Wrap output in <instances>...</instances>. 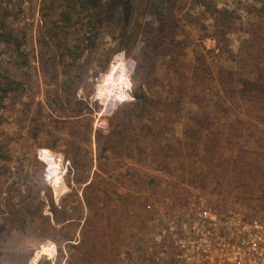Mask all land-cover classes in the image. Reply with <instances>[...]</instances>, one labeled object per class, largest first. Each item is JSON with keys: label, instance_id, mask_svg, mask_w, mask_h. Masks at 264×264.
<instances>
[{"label": "rangeland", "instance_id": "374dc122", "mask_svg": "<svg viewBox=\"0 0 264 264\" xmlns=\"http://www.w3.org/2000/svg\"><path fill=\"white\" fill-rule=\"evenodd\" d=\"M148 1L123 0L128 7L131 4L127 9L131 13L130 26L135 23L137 11L144 10ZM40 3L41 0H25L22 7L16 27L23 33L20 39L27 40L19 58L22 68L17 66L14 74L20 75L23 89L0 109V147L8 157L0 160V240L5 238L1 226L11 227L7 221L13 226L0 244V264H165L166 255L161 248L168 243L158 238L153 213L171 207L169 215H173L178 205L175 203H181L179 199L195 191L212 194L225 206L264 221V136L251 137L254 130H245L244 138L237 141L239 144L223 143L225 151L216 155L208 151L211 147V142H207L211 131L208 127L201 130L205 139L198 134L194 142L190 140L195 132L188 130L189 113L196 108L189 104L173 106V117L160 125L159 140L155 143L146 137L147 130L140 131L137 121L131 122L129 135L141 133L140 146L134 143L131 154L124 147L119 148L118 155L109 149L102 160L101 180L88 192L100 197L102 204L96 211L89 210L84 197L86 187L98 171L97 134L108 135L115 127L127 124L122 115L131 109L129 105L137 93L145 92L146 97L155 94L152 100L159 101V82L155 77H160L161 68L157 67L158 73L151 76L156 82H150L149 87L145 83L148 72L142 69L137 72L146 58V38L128 48L126 37H113V33L120 31L121 6L114 13L115 28H97L95 45L83 54L77 62L79 67L71 75H64V68L58 76L47 75L43 61L61 67L65 64L58 48L61 34L56 33L51 43L46 39ZM252 4L254 0H179L176 9L179 29L174 44L190 46L185 61L194 63L195 46L205 54L215 50L211 16L214 9L237 10L246 23L247 8ZM104 16L105 10H100L99 17ZM143 20L139 23L147 24L145 31H154L156 38L159 31L155 20L148 14ZM240 41L241 33H234L226 37L225 43L236 52ZM121 51L136 62L132 76L134 99L106 116L94 96L113 56ZM12 55L4 46L1 48L0 58L8 64L17 61ZM217 63L227 68L233 66L226 55ZM127 67L132 69L131 64ZM210 87L206 84L209 96ZM151 113L162 117L156 110ZM170 145H177L174 154L173 149H168ZM100 147L105 146L102 143ZM41 151L61 156L62 162L41 160ZM66 162L70 166L65 172ZM248 162L254 164V171L245 168ZM124 174L128 177L123 180ZM126 186L128 190L124 189ZM129 190L137 196L133 206L126 208L120 202L107 205L106 197L117 200L124 195L123 191ZM165 201L174 205L163 206ZM149 204L153 210H148Z\"/></svg>", "mask_w": 264, "mask_h": 264}, {"label": "trees", "instance_id": "16d2710c", "mask_svg": "<svg viewBox=\"0 0 264 264\" xmlns=\"http://www.w3.org/2000/svg\"><path fill=\"white\" fill-rule=\"evenodd\" d=\"M178 3L179 0H149L144 10L137 11L135 23L130 26L131 13L127 9L131 4L128 7L123 0H41L39 12L43 22L42 28L47 34L46 39L51 43L56 33L61 34L62 42L58 48L61 50L60 59L65 64L61 67L50 65L48 63L50 61H43V71L47 75L54 73L58 76L61 68H64L62 71L64 75H71L79 67L77 62L81 61L83 54L89 52L90 48L92 50L95 45L94 38L98 36L97 28L109 26L115 28L117 23L113 22L114 13L122 6L120 31L113 33V37L121 39L126 37L129 42L128 48L134 47L140 38H146V58L144 63L138 65L137 72L141 69L148 72L145 83L149 87L150 82H156L157 79L159 82L160 92L157 93L159 101L152 100L155 94L146 97L145 92L141 95L137 93L135 101L129 105L131 109L128 108L122 115V119L127 124L115 127L108 135L97 134L98 171L86 187L87 194L84 197L85 205L89 210L96 211L101 206L99 204H102L100 197L91 196L88 192L92 190L96 181L101 180V171L104 169L102 160L107 157L109 149L114 150V154L118 155L119 148L124 147L127 154H131L134 143L140 146L141 133L129 135L133 121L141 125V132L147 130L146 137L155 143L159 140L160 125L173 117L171 114L173 106L189 104L196 108V111L189 113L191 124L187 125L188 130L195 132L190 140L194 142L197 139L194 137L198 134L200 139H205L201 130H203L202 127H208L211 129L209 137L207 136V142H211L208 151L216 155L225 151L223 143L230 144V141L237 142L238 139L244 138L245 130H254L251 131V137L264 136V0H254V4L247 8L249 19L246 23L242 21L237 10L214 9L211 16L217 46L215 50L207 51L206 54L199 46H195L192 49L195 56L194 63L185 61V54L190 50V46L185 44L180 47L174 44L179 29V22L176 20ZM24 4L25 0H0V51L4 46L6 51H10L13 53L12 56L17 58V61L12 64L0 58V109L5 107L6 100L19 94L23 89L20 75L16 76L14 70L16 72L17 66L18 69L22 68V61L19 58L22 56L23 46H26L27 40L26 37L20 39V34L23 33L16 27ZM203 4L206 7V3ZM100 10H105L104 17H99ZM145 10L147 11L145 14L151 16L157 24L159 33L155 36L156 38L153 37L154 31L150 33L145 31L147 24L139 23L144 21ZM130 31L127 37L126 33ZM234 33H241L240 45L236 52L225 43L226 37ZM49 43L46 45H50ZM224 55L232 62L231 68L218 65L217 62H220ZM157 67L161 68V75L154 80L151 76H156ZM206 84L211 85L208 88L211 92L210 96L206 94ZM154 110L162 117L152 114ZM155 131L158 132L153 133ZM190 140L187 142H191ZM102 143L105 146L104 149L100 147ZM176 146L170 145L168 149H173L174 154ZM245 153L249 152L245 151ZM4 154V150L0 147V160L8 158ZM253 165L252 162H248L245 168L254 171ZM127 175H122L121 179H126ZM128 188L124 187L125 190ZM121 194L124 195L117 200L106 197L107 205L114 203L113 206H115L120 202L127 208L133 206L137 200L136 193L130 190L126 193L123 191ZM116 196L119 197L118 194ZM7 223L11 227L6 229L5 225L1 226L2 230H5L3 232L5 238L0 240V244L4 242L10 229H13L11 221Z\"/></svg>", "mask_w": 264, "mask_h": 264}, {"label": "built area", "instance_id": "2783aa9c", "mask_svg": "<svg viewBox=\"0 0 264 264\" xmlns=\"http://www.w3.org/2000/svg\"><path fill=\"white\" fill-rule=\"evenodd\" d=\"M39 158L62 162L61 156L47 151H41ZM69 166L66 162L65 172ZM179 200L173 215H169L171 207L153 213L158 238L168 243L161 248L165 264H264L263 220L225 206L205 192H191ZM170 204L174 205L163 202Z\"/></svg>", "mask_w": 264, "mask_h": 264}, {"label": "clouds", "instance_id": "9594fccd", "mask_svg": "<svg viewBox=\"0 0 264 264\" xmlns=\"http://www.w3.org/2000/svg\"><path fill=\"white\" fill-rule=\"evenodd\" d=\"M128 64L132 65L131 70L128 69ZM135 65L136 62L130 57H126V53L123 51L113 56L109 71L104 75L103 81L98 86L94 96L96 102L102 106V111L106 116L111 115L125 102L134 99L132 76L135 73ZM117 73H119L118 78Z\"/></svg>", "mask_w": 264, "mask_h": 264}]
</instances>
